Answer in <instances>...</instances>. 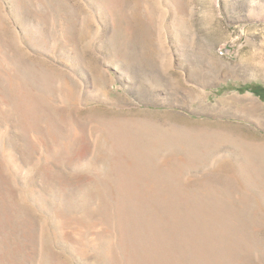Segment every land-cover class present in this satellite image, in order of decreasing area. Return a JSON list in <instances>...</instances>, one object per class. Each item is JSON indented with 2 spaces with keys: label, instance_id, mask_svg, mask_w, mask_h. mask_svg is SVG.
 Here are the masks:
<instances>
[{
  "label": "rangeland",
  "instance_id": "1",
  "mask_svg": "<svg viewBox=\"0 0 264 264\" xmlns=\"http://www.w3.org/2000/svg\"><path fill=\"white\" fill-rule=\"evenodd\" d=\"M252 84L264 0H0V264H264Z\"/></svg>",
  "mask_w": 264,
  "mask_h": 264
},
{
  "label": "trees",
  "instance_id": "2",
  "mask_svg": "<svg viewBox=\"0 0 264 264\" xmlns=\"http://www.w3.org/2000/svg\"><path fill=\"white\" fill-rule=\"evenodd\" d=\"M245 89L252 91L254 94L258 96H262L264 94V87L260 85H247Z\"/></svg>",
  "mask_w": 264,
  "mask_h": 264
},
{
  "label": "bare ground",
  "instance_id": "3",
  "mask_svg": "<svg viewBox=\"0 0 264 264\" xmlns=\"http://www.w3.org/2000/svg\"><path fill=\"white\" fill-rule=\"evenodd\" d=\"M174 257V256H173Z\"/></svg>",
  "mask_w": 264,
  "mask_h": 264
}]
</instances>
